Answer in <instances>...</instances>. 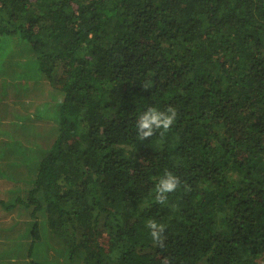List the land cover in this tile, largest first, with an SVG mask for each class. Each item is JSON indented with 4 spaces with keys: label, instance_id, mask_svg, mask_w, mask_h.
I'll return each instance as SVG.
<instances>
[{
    "label": "trees",
    "instance_id": "trees-1",
    "mask_svg": "<svg viewBox=\"0 0 264 264\" xmlns=\"http://www.w3.org/2000/svg\"><path fill=\"white\" fill-rule=\"evenodd\" d=\"M0 106V264H264V0H0Z\"/></svg>",
    "mask_w": 264,
    "mask_h": 264
},
{
    "label": "clouds",
    "instance_id": "clouds-1",
    "mask_svg": "<svg viewBox=\"0 0 264 264\" xmlns=\"http://www.w3.org/2000/svg\"><path fill=\"white\" fill-rule=\"evenodd\" d=\"M175 120V112L172 109L162 110L158 106H149L139 112L135 120V133L137 139L145 141L159 130L160 133L166 132ZM179 178L171 171H165L159 176L154 185L153 199L154 202L164 204L170 194L177 191ZM150 237L153 241L161 240L163 225L155 220L147 223Z\"/></svg>",
    "mask_w": 264,
    "mask_h": 264
},
{
    "label": "rangeland",
    "instance_id": "rangeland-1",
    "mask_svg": "<svg viewBox=\"0 0 264 264\" xmlns=\"http://www.w3.org/2000/svg\"><path fill=\"white\" fill-rule=\"evenodd\" d=\"M8 101L9 99L6 98ZM13 107L17 108H22V106L20 105H14ZM2 107L0 106V109ZM12 111H9L7 113L1 112L0 111V137L5 139L9 134H17V138L22 141V142H30V141H35V137H37L36 140H40V139H44L43 134L44 133H48L47 131H49L52 127V121L49 119L47 120H41V119H33V120H27L25 119L23 121V125H21L20 130L17 131H13L14 129V125H13V129L11 128L10 125V121L14 118V112L13 109H11ZM22 110V109H21ZM21 112V111H20ZM23 112V110H22ZM9 127L12 129L13 132L9 131ZM7 131V133H6ZM6 133V134H5ZM39 134H42L41 136H39ZM46 145H44L45 147ZM0 186H3L0 183ZM27 214H29V212H26V215H24L21 211V209L19 208V205H14L10 210H5L2 209L0 206V227L4 229L5 227H7L8 225H10L13 221L19 222L17 225H15L14 227H12V232H10V235H15V234H21L25 228L28 226V222H26L28 220ZM9 229H6V231ZM0 234H3L2 231L0 230ZM18 235V236H19ZM1 241V238H0ZM24 241L27 243V240L24 239ZM51 250V249H50ZM52 252L50 251V254ZM58 251L56 249L55 254L57 255ZM49 254V251H48ZM55 258L54 256H46V258ZM41 259V257H39ZM36 259V257H35Z\"/></svg>",
    "mask_w": 264,
    "mask_h": 264
}]
</instances>
